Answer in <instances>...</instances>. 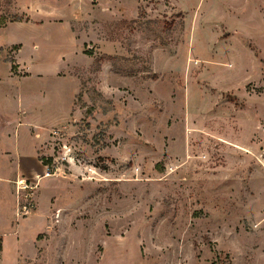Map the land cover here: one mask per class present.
Masks as SVG:
<instances>
[{"label": "rangeland", "instance_id": "1", "mask_svg": "<svg viewBox=\"0 0 264 264\" xmlns=\"http://www.w3.org/2000/svg\"><path fill=\"white\" fill-rule=\"evenodd\" d=\"M1 129L0 264H264V0H0Z\"/></svg>", "mask_w": 264, "mask_h": 264}, {"label": "crops", "instance_id": "2", "mask_svg": "<svg viewBox=\"0 0 264 264\" xmlns=\"http://www.w3.org/2000/svg\"><path fill=\"white\" fill-rule=\"evenodd\" d=\"M21 26V25H20ZM25 26H26V24H25ZM72 33V31H71V28H68V31H66V34H65V36H63L62 38H64V39H70L71 38V36L73 37V34H71ZM73 41H74V38H73ZM21 51H22V49L19 51V53H21ZM62 59H63V61H62ZM61 62L62 63H58V61H56L55 63H54V65H55V67H53V69H51V70H53L51 73H47L46 71H45V68H39L41 71H42V74L40 75L39 74V76H37L36 77V79H38V80H42V79H44L45 77H48L49 79H56V80H61V81H67V82H69V83H71V84H73V87H74V97H75V93H76V90H77V84H76V80L74 79V77H72L69 73H64L63 71V68L64 69H66V68H68L67 67V63H69V62H66L65 64H64V56H62V58H61ZM71 63V62H70ZM63 65V66H62ZM44 72V73H43ZM55 92H56V90L53 92V94H52V92H51V94H52V96H51V94L49 95V96H47V97H45V95L43 96V95H41V93L40 94H38V96H35L34 95V92H32V93H28L27 94V97H26V99L24 100L25 102H26V105H27V107H28V109L29 108H32V111L35 113V111H37V108H36V104H37V102H38V99L40 98V99H44L45 100V98L47 99V100H49L50 101V103L52 102L54 105H55V103L53 102L54 101V94H55ZM45 94V93H44ZM52 97V98H51ZM23 100L21 99V103H23ZM74 100V99H73ZM59 104V107H60V105H61V103H56V106ZM36 108V109H35ZM35 109V110H34ZM29 111H31V110H29ZM23 112H25V111H23ZM68 115V114H67ZM22 124H25V125H28V130L29 131H32L33 132V130L35 131V129H38L39 127L38 126H36L35 125V123H19L18 124V126L16 127V128H12V131H13V133L14 134H12V135H14V136H16V134H17V130H18V128H20L21 126H22ZM53 128V127H52ZM40 129H43V128H41L40 127ZM10 131H11V129H10ZM11 131V132H12ZM1 132H3L2 131V129H1V131H0V134H1ZM36 134V133H35ZM29 135H30V133H29ZM37 135L38 134H36L35 136L37 137ZM30 138L31 139H34L35 137H31L30 136ZM8 139H10L9 137H8ZM37 138H35V140H36ZM12 152V151H11ZM12 154V153H11Z\"/></svg>", "mask_w": 264, "mask_h": 264}, {"label": "trees", "instance_id": "3", "mask_svg": "<svg viewBox=\"0 0 264 264\" xmlns=\"http://www.w3.org/2000/svg\"><path fill=\"white\" fill-rule=\"evenodd\" d=\"M47 165V164H46ZM2 238L0 237V253L2 252V250H3V246H2Z\"/></svg>", "mask_w": 264, "mask_h": 264}, {"label": "bare ground", "instance_id": "4", "mask_svg": "<svg viewBox=\"0 0 264 264\" xmlns=\"http://www.w3.org/2000/svg\"><path fill=\"white\" fill-rule=\"evenodd\" d=\"M18 184H19V185H21L22 183H21V182H19Z\"/></svg>", "mask_w": 264, "mask_h": 264}]
</instances>
